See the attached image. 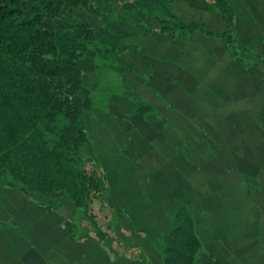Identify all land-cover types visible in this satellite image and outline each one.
Returning <instances> with one entry per match:
<instances>
[{
  "label": "crops",
  "instance_id": "obj_1",
  "mask_svg": "<svg viewBox=\"0 0 264 264\" xmlns=\"http://www.w3.org/2000/svg\"><path fill=\"white\" fill-rule=\"evenodd\" d=\"M171 4L185 21L200 23L204 30H225L213 0H171ZM229 4L239 42L256 48L264 58V0H229ZM94 7L101 14L76 7L63 18L71 24H88L102 42L121 51L136 69L120 74L129 78L124 81L129 87H146L141 93L133 90L134 97L151 106L147 95L176 104L173 127L162 122L150 125L149 113L118 119L129 135L139 134L137 127L130 126L133 119L141 128L163 129L175 164L165 170L161 165L125 161L123 172L136 173L137 180L126 190L120 186L115 210L110 212L111 226L107 224L115 238L104 242L87 233L89 238L73 235L64 220L75 214L81 218V213L71 202L61 201L54 209L43 200L51 196L26 195L0 183V264H161L157 252L161 232L182 206L193 216L202 242L198 264H264L263 65L244 66L232 58L224 37L203 31L159 32L165 19L138 9L133 2H95ZM43 25L53 28L54 20L45 19ZM94 61L95 57L88 74L100 69L98 59ZM80 68L83 76L87 74ZM137 72L147 83L140 81ZM186 103H222L223 111L202 114L191 107L193 113L184 114ZM85 127L89 146L93 134ZM166 173L173 181L166 180ZM100 174L99 169L100 182L109 188ZM53 227L59 234L56 238ZM114 242L124 251L116 249ZM128 248L136 251L135 256L128 255Z\"/></svg>",
  "mask_w": 264,
  "mask_h": 264
},
{
  "label": "trees",
  "instance_id": "obj_2",
  "mask_svg": "<svg viewBox=\"0 0 264 264\" xmlns=\"http://www.w3.org/2000/svg\"><path fill=\"white\" fill-rule=\"evenodd\" d=\"M95 2H133L138 9L165 19L159 32L203 31L224 37L230 56L244 66L264 67V58L239 42L229 0H213L225 26L220 33L177 16L171 0H0V183L26 195L57 193L50 206L56 209L61 201L71 202L81 211L83 233L104 242L115 237L99 225L92 209L97 201L101 205L106 200V190L97 175L98 165L87 158L90 136L74 102L79 93L89 92L82 87L78 61L93 50L99 68L118 74L136 69L88 24H71L63 18L76 7L101 14ZM45 19L54 20L53 28L43 25ZM76 29L83 31L76 34ZM134 99L133 113L153 112L149 103ZM90 103L85 98L84 108L90 109ZM64 224L77 236L73 221ZM157 252L161 264H198L202 242L185 206L177 209L171 225L161 232Z\"/></svg>",
  "mask_w": 264,
  "mask_h": 264
},
{
  "label": "rangeland",
  "instance_id": "obj_3",
  "mask_svg": "<svg viewBox=\"0 0 264 264\" xmlns=\"http://www.w3.org/2000/svg\"><path fill=\"white\" fill-rule=\"evenodd\" d=\"M76 30H74V33L78 34L79 30ZM123 41L125 44L126 41ZM248 47L253 51H257L256 48L252 46L248 45ZM90 52L91 53L88 52L82 58V60H80L81 62H78V64L80 63L79 66H81L82 69L84 68L83 71H86L87 73L82 78V86L86 89H89L90 94L87 95L79 93L77 96H75L74 102L75 105L79 108L83 123L88 127V129L90 128L89 131L91 132V134H93L92 137L94 146L93 142L90 143L91 145L87 146V158L90 161L97 162L96 164L101 171V179L106 181V184L109 185V188L106 187L107 189H105L106 200L101 205H99L97 201L92 208L96 213V220L98 221V223L104 228H109L112 222L110 212L111 210H115V198L117 197L120 186L125 187L126 190V187H128L127 185H130L137 180L136 173L127 175L123 172L124 170H126L125 161L132 160L136 163L141 164L149 163L153 164V166L157 165L158 167H160L161 165L160 169L165 168V170H170L175 164L174 161H170L174 157V152L168 151V144L165 140L166 132L163 129L156 128L155 126H147L148 128H141L138 126L139 124L136 123L138 121L136 119H133L130 123V126L137 127L139 134L135 136L134 132L130 135L126 133L124 123L118 121V119L120 118L123 120H127V117L130 116V114H135L131 112L132 108H134L133 106H135L134 95H136V93L134 94L133 90L141 93L144 92V88L146 87H129L124 81L125 79H129L128 77L120 75L107 68H100L99 70L92 71L90 74H88L87 70L88 67H90L92 59H94V57L95 61L98 59L93 51ZM140 95L142 96V94ZM85 98H89L91 102L89 110H85L84 108L83 101ZM146 98L150 99V102L154 109L153 112L149 113L150 115L148 116L149 118H151L150 125L162 122L164 123V125L173 127V124L171 122L174 121L175 114H178L175 108L176 104L174 102H169L166 99L164 100L163 97L161 98L160 96L159 100H152L154 99V97H151L149 95H147ZM144 101L148 103L147 100L144 99ZM191 107H194L193 109L197 111V113L199 112L202 114H221L223 111L222 103H186L184 104L183 113L192 114L193 111H191ZM128 120L130 121V119ZM100 121L101 124L96 123ZM212 121L216 126L218 120L214 119ZM164 176L167 177L166 180L168 179V181H173V178L170 177L168 173H166ZM112 182H117L113 184L115 185V187L113 188V185L111 186ZM118 183H125L126 186L125 184L119 185ZM170 191L174 193V186L171 187ZM55 194L57 193H54V195L50 198H44L43 200H48V202L50 203L54 200V196H56ZM71 210L73 209H69V212H71ZM119 210L122 214H124V210L122 208H120ZM77 211L81 213L80 210ZM66 212L68 213L67 209L64 211V213L66 214ZM125 216L127 215L125 214ZM79 219L80 217L75 214L69 220L73 221L76 224L75 232L77 233V235H83L85 238H89V235H84L79 225ZM107 224H110V226H107ZM55 229L56 227H53L51 229V233L56 238L59 234L56 233L57 231H55ZM109 231H111V233L113 234L111 228H109ZM114 247L121 252L124 251V249L119 247V245H117V243L115 242ZM50 251L58 254V251ZM127 252L129 256H135L136 254V251L134 249H129Z\"/></svg>",
  "mask_w": 264,
  "mask_h": 264
}]
</instances>
